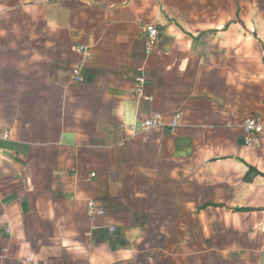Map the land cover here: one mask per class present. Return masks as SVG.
<instances>
[{"label": "crops", "instance_id": "0c3cea01", "mask_svg": "<svg viewBox=\"0 0 264 264\" xmlns=\"http://www.w3.org/2000/svg\"><path fill=\"white\" fill-rule=\"evenodd\" d=\"M0 149V264H264V0H0Z\"/></svg>", "mask_w": 264, "mask_h": 264}, {"label": "built area", "instance_id": "2783aa9c", "mask_svg": "<svg viewBox=\"0 0 264 264\" xmlns=\"http://www.w3.org/2000/svg\"><path fill=\"white\" fill-rule=\"evenodd\" d=\"M146 30L148 32V38H147V47H146V53L147 55H150L156 48V45L158 43L159 37H160V30L155 25H148L146 26ZM80 50H84L83 47L80 48ZM80 71H76V75H79ZM82 79V77H80ZM144 83H145V77L144 75H140L137 77V95L146 99L150 100L152 99L150 96H147L144 92ZM164 125L163 119L160 115H154L149 118L143 119L140 128L143 130H151L155 128H160ZM175 125H177V122H175ZM246 131L250 134H259L262 132V124L260 120L254 116H250L246 120ZM138 126L136 124L131 125L132 130H136ZM9 133L4 132L3 138H8ZM252 140V137L249 139V141ZM2 153V150L0 149V155ZM89 210L90 213H95L97 211V206L94 201L89 202Z\"/></svg>", "mask_w": 264, "mask_h": 264}, {"label": "trees", "instance_id": "16d2710c", "mask_svg": "<svg viewBox=\"0 0 264 264\" xmlns=\"http://www.w3.org/2000/svg\"><path fill=\"white\" fill-rule=\"evenodd\" d=\"M254 169H253V167H250V171H253Z\"/></svg>", "mask_w": 264, "mask_h": 264}]
</instances>
